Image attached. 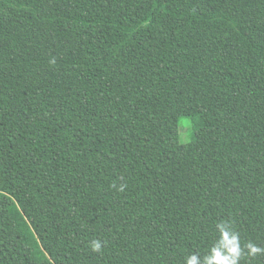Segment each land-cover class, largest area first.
<instances>
[{
	"label": "trees",
	"instance_id": "1",
	"mask_svg": "<svg viewBox=\"0 0 264 264\" xmlns=\"http://www.w3.org/2000/svg\"><path fill=\"white\" fill-rule=\"evenodd\" d=\"M221 223L264 249V0H0V264H185Z\"/></svg>",
	"mask_w": 264,
	"mask_h": 264
},
{
	"label": "clouds",
	"instance_id": "2",
	"mask_svg": "<svg viewBox=\"0 0 264 264\" xmlns=\"http://www.w3.org/2000/svg\"><path fill=\"white\" fill-rule=\"evenodd\" d=\"M225 223L217 225L218 239L203 258L192 255L186 259L185 264H240L247 257H255L264 253V249L254 244H247L245 253L241 247L238 234L230 231ZM93 251H100L101 244L94 241L91 245Z\"/></svg>",
	"mask_w": 264,
	"mask_h": 264
},
{
	"label": "rangeland",
	"instance_id": "3",
	"mask_svg": "<svg viewBox=\"0 0 264 264\" xmlns=\"http://www.w3.org/2000/svg\"><path fill=\"white\" fill-rule=\"evenodd\" d=\"M186 120L183 119L179 126V141L181 143H187L190 141V135L188 134Z\"/></svg>",
	"mask_w": 264,
	"mask_h": 264
}]
</instances>
